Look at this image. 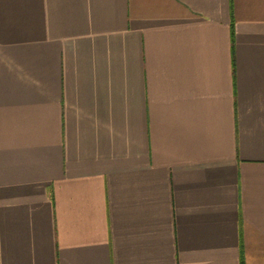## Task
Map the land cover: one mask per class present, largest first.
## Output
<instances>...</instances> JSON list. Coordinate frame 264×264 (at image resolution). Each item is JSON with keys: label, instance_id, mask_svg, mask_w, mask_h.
<instances>
[{"label": "crops", "instance_id": "crops-1", "mask_svg": "<svg viewBox=\"0 0 264 264\" xmlns=\"http://www.w3.org/2000/svg\"><path fill=\"white\" fill-rule=\"evenodd\" d=\"M0 264H264V0H0Z\"/></svg>", "mask_w": 264, "mask_h": 264}]
</instances>
